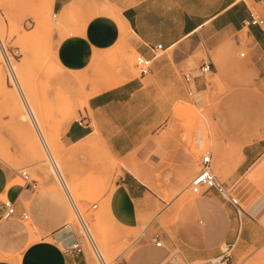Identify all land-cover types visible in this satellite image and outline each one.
I'll use <instances>...</instances> for the list:
<instances>
[{
    "label": "rangeland",
    "instance_id": "374dc122",
    "mask_svg": "<svg viewBox=\"0 0 264 264\" xmlns=\"http://www.w3.org/2000/svg\"><path fill=\"white\" fill-rule=\"evenodd\" d=\"M39 1L0 0V164L17 172L25 170L36 181L40 179L36 171L58 180L52 169L56 168L54 161L61 165L57 148L60 131L76 118V111L83 108L87 99L116 83L121 70L131 76L139 75L135 68L137 54L126 46L94 54L86 72H65L56 58V48L63 38L76 32V25L84 24L86 17L78 10L53 17L52 8L23 6ZM244 32L245 29L236 34L235 40L221 42L216 48H207L197 38L184 49L182 74L193 73L202 62H212L216 74L213 71L200 78L203 86L197 87L195 96H188L185 86H181L182 95L165 113L163 128L151 145L141 146V157L131 164L129 170L141 177L159 200L148 222L135 230L121 229L109 212L107 202L115 181L129 168L125 159L114 161L103 150L101 171L73 185L59 166L69 188L63 187L71 205L68 224L93 264L98 263L83 237L82 222L108 264H126L134 256L135 264H165L166 260L172 264H214L222 244L235 241L239 226L241 232L231 264H264V225L251 210L264 196V173L250 177L252 170L264 162V156L246 173L239 158L248 146L264 139V86L230 84L239 82L235 76L241 72L247 73L243 82L254 83L256 79L248 64L249 42ZM241 53L245 57L241 58ZM165 56H171V51L160 58ZM231 56L238 63L230 64ZM30 103L34 114L44 117L41 123L45 126H40L43 131L21 119L31 113L29 105L25 106ZM200 134L208 143L201 149L199 137L197 141ZM167 138L188 156L176 168L164 158L160 163V145ZM205 153L211 154L212 169L219 181L236 184L243 210L240 220L234 208L216 193L190 192L189 182L197 172V161ZM14 183L23 184L20 179ZM80 184L85 187V194L78 191ZM105 191L102 205L99 199ZM202 200L211 203L220 214V226L210 225L198 207ZM95 204L97 209H93ZM26 225L32 227L29 220ZM207 230L222 238L216 249H200L208 241ZM155 236L163 248L155 247ZM176 249L178 254H174ZM156 252L160 256L154 258Z\"/></svg>",
    "mask_w": 264,
    "mask_h": 264
},
{
    "label": "crops",
    "instance_id": "0c3cea01",
    "mask_svg": "<svg viewBox=\"0 0 264 264\" xmlns=\"http://www.w3.org/2000/svg\"><path fill=\"white\" fill-rule=\"evenodd\" d=\"M51 4L56 16L78 10L86 17L84 24L76 25V32L63 38L56 48V58L65 72H86L94 54L116 46H126L137 55L152 58V49L161 45V55L152 60L148 75L118 72L119 80L87 99L83 108L76 111V118L62 127L57 140L64 176L71 185L101 171L103 150L114 161L126 160L129 168L115 181L107 204L117 227L135 230L150 220L159 200L143 179L129 169L141 157V146L152 144L153 137L163 128L165 113L182 95L184 49L197 38L207 48H216L221 42L235 40L236 34L245 29L248 64L256 79L254 83L243 82L247 73L241 72L235 76L239 82L230 84L264 86V24L245 25L249 10L264 19V0H51ZM118 21L127 30L122 39ZM168 51L171 56L160 58ZM236 62L231 56L229 63ZM210 64L216 74L214 64ZM194 86L203 83L197 79ZM198 137L202 135L197 140ZM242 155L241 166L246 173L264 156V140L248 146ZM159 157L160 163L164 158L174 168L188 160L168 138L160 145ZM262 172L264 162L252 170L250 177ZM35 173L40 179L34 180L35 188H30L14 183L22 180L19 172L0 164V264H93L85 251H65L80 241L68 224L71 205L66 187L49 175ZM83 189L80 184L78 191L85 194ZM106 194L103 192L99 199L102 205ZM4 198L14 206L12 218L4 217ZM94 206L93 209L98 208ZM198 207L211 226H220L222 218L211 203L202 200ZM251 210L264 225V196ZM23 213L28 215L27 220L21 219ZM28 220L31 228L26 225ZM206 233L208 241L200 249H216L222 238L209 234L210 230ZM153 256L159 257L160 252ZM135 259L134 256L126 264H135Z\"/></svg>",
    "mask_w": 264,
    "mask_h": 264
},
{
    "label": "built area",
    "instance_id": "2783aa9c",
    "mask_svg": "<svg viewBox=\"0 0 264 264\" xmlns=\"http://www.w3.org/2000/svg\"><path fill=\"white\" fill-rule=\"evenodd\" d=\"M233 1L234 2H245V0H233ZM53 17H56V15L53 14ZM263 24H264V19L259 17V15L256 14L255 12H252L251 10H249V17L245 21V25L260 27ZM152 55H153L152 58H146L142 55L136 56L135 68L137 69L139 76L143 77L150 73L152 60L161 55V45L152 49ZM240 57L241 58L245 57V53H241ZM212 69H213L212 64L204 62L201 65H199L198 68L193 73L183 74L182 80L185 86V93L188 96H195L196 91H197V87L194 86L195 81L197 79L204 78L208 74H211ZM196 166H197V172L195 176L189 182L190 192L194 195H203L208 192L216 193L221 198V200H223L225 203L230 204L234 208L235 214L240 220L243 210L239 204L238 197L236 195V190H237L236 184L235 183L227 184V183L219 181V179L214 174L213 169H212V156L210 153L203 154L198 159ZM19 174L25 185H27L30 188H35V184H34L35 181L30 178L29 174L25 170H21ZM70 202H72L71 199H70ZM2 206L5 210V213H4L5 218H12L15 215V209H14L12 202H10L9 200H5L2 202ZM93 208H95V206ZM21 219L27 220L28 215L23 213L21 215ZM82 228H83V237L88 243L92 251L93 257L95 258L97 263L98 264H108L105 261L102 253L100 252L99 248L95 244L91 234L89 233L86 225L83 222H82ZM240 232H241V228L239 226L235 241L223 243L222 246L220 247L219 256L213 259L212 263L231 264L232 251L236 245L237 239L239 238ZM153 242L156 248H163V244L158 239L157 236L153 238ZM65 251L68 253L82 254L84 251V247L81 241H75L73 244L68 246L65 249ZM178 253H179V250L176 249L174 254H178ZM165 264H172V263L166 260Z\"/></svg>",
    "mask_w": 264,
    "mask_h": 264
},
{
    "label": "bare ground",
    "instance_id": "6f19581e",
    "mask_svg": "<svg viewBox=\"0 0 264 264\" xmlns=\"http://www.w3.org/2000/svg\"><path fill=\"white\" fill-rule=\"evenodd\" d=\"M29 1V0H28ZM27 2V1H26ZM31 2V1H30ZM26 4V3H25ZM23 6H26V7H36V8H38V9H40V10H43L44 8H48V9H51L52 8V4H51V0H41V1H39V2H36V3H28V4H26V5H23ZM122 19V18H121ZM123 20V19H122ZM121 22V21H120ZM119 21H118V26H119V31H120V34H121V39L123 38V36H124V34L126 33V29H125V25H123L122 23H120ZM125 22V21H124ZM119 33V32H118ZM118 36H119V34H118ZM128 36V35H127ZM125 37V36H124ZM127 38V37H126ZM244 38V37H243ZM124 57V56H123ZM130 59H128L127 61H129ZM128 63V62H127ZM130 63H131V61H130ZM130 65V64H129ZM93 75V74H92ZM91 84V83H90ZM113 87H115V86H113ZM104 88V87H103ZM105 90H106V88H105ZM27 96V95H26ZM25 97V96H24ZM26 98V97H25ZM24 98V99H25ZM26 101L28 100L29 101V96H28V98L27 99H25ZM22 102V101H21ZM23 103V102H22ZM26 105H29V108H30V114L29 113H27L26 115V117H24V118H21V119H24V120H26L27 122H29V123H31L32 125H35V128H40V126L42 127V125H44L45 126V123H41V122H44V117L43 118H39L38 116H36L37 114H34V113H36V112H33L34 110H32V108L30 107V106H32L31 105V103L30 104H25V106ZM22 106H24L23 104H22ZM23 107V108H25V110H26V107ZM187 108V107H186ZM40 116V115H39ZM43 115H41V117H42ZM37 125V126H36ZM34 127V126H33ZM40 131H43V130H41V128H40ZM39 131V132H40ZM44 131H45V128H44ZM36 133H37V131H36ZM202 134V133H201ZM200 134V135H201ZM43 139L44 140H46V139H48L47 138V135H46V133H44L43 134ZM46 137V138H45ZM206 138V137H205ZM47 141V140H46ZM45 141V142H46ZM198 141V140H197ZM206 144H208V143H206V141H204V138L202 137H199V147H200V149H201V147L203 146V145H205L206 146ZM246 144V143H245ZM242 147V146H241ZM241 149V148H240ZM239 158H240V162H241V160L243 159V155L242 154H239ZM55 163H54V165H56V168H53L52 170H53V172H54V174H55V176L58 178V180H59V182L62 184V186L63 187H66V184H65V181H64V178H63V176H62V173H61V171H60V167H61V165H59V164H57L56 163V161H54ZM53 165V164H52ZM238 165H239V163H238ZM60 166V167H59ZM139 177V176H138ZM66 189H69V188H66ZM79 211V210H78ZM81 212V211H80ZM82 213V212H81Z\"/></svg>",
    "mask_w": 264,
    "mask_h": 264
}]
</instances>
